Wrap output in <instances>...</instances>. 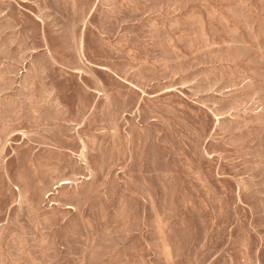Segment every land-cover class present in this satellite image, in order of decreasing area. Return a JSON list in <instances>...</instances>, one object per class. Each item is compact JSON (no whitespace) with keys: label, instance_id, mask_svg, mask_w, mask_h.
<instances>
[{"label":"rangeland","instance_id":"obj_1","mask_svg":"<svg viewBox=\"0 0 264 264\" xmlns=\"http://www.w3.org/2000/svg\"><path fill=\"white\" fill-rule=\"evenodd\" d=\"M0 264H264V0H0Z\"/></svg>","mask_w":264,"mask_h":264},{"label":"bare ground","instance_id":"obj_2","mask_svg":"<svg viewBox=\"0 0 264 264\" xmlns=\"http://www.w3.org/2000/svg\"><path fill=\"white\" fill-rule=\"evenodd\" d=\"M66 182H62V184H65ZM18 190V189H17ZM70 208V207H69ZM72 208V207H71Z\"/></svg>","mask_w":264,"mask_h":264}]
</instances>
